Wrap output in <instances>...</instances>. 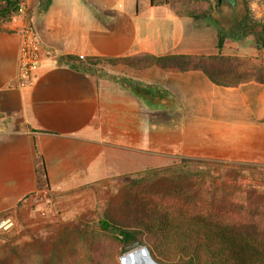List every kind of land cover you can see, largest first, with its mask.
<instances>
[{
  "label": "crops",
  "instance_id": "crops-1",
  "mask_svg": "<svg viewBox=\"0 0 264 264\" xmlns=\"http://www.w3.org/2000/svg\"><path fill=\"white\" fill-rule=\"evenodd\" d=\"M88 1L52 0L28 17L39 0H24L28 13L0 26V214L37 193L42 180L70 190L175 166L178 154L264 168L263 83L218 85L200 69L85 60L220 54L263 68L262 45L252 36L226 38L219 51L215 31L159 13L155 0ZM157 18L166 21L163 33ZM26 25L46 52L31 81L18 74ZM167 38L171 48L159 50Z\"/></svg>",
  "mask_w": 264,
  "mask_h": 264
},
{
  "label": "trees",
  "instance_id": "trees-1",
  "mask_svg": "<svg viewBox=\"0 0 264 264\" xmlns=\"http://www.w3.org/2000/svg\"><path fill=\"white\" fill-rule=\"evenodd\" d=\"M15 1L17 7L12 9L13 1L0 0V20L13 16L24 0ZM51 2L39 0L38 10L46 12ZM249 20L246 14L234 27L241 38L251 35L258 45L264 47V23L249 25ZM226 38L223 32L217 33L219 51ZM85 60L89 66L200 69L218 85L251 80L264 84L263 68L220 54L154 56L144 53L124 58ZM189 176L196 180L195 186L203 189L213 173L208 167L193 168L182 160L175 166L154 170L142 177L140 181L145 184L171 177L176 186L164 187L153 196L148 190H143L140 196L131 192V197L124 200L122 213L113 212L96 222L98 234L87 236L89 249L83 264H119L116 257L136 245L146 246L151 257L160 264H264V213L259 206L241 199L216 200L207 189L203 197H197L196 191L186 185ZM19 264L24 262L20 260Z\"/></svg>",
  "mask_w": 264,
  "mask_h": 264
},
{
  "label": "rangeland",
  "instance_id": "rangeland-1",
  "mask_svg": "<svg viewBox=\"0 0 264 264\" xmlns=\"http://www.w3.org/2000/svg\"><path fill=\"white\" fill-rule=\"evenodd\" d=\"M82 1L90 3L88 0ZM155 4L159 13L188 18L193 27H209L216 33L223 32L232 40L241 39L234 26L246 14L250 19L249 25L264 23V0H221L220 4L218 0H155ZM21 6L28 13L25 4L21 3ZM41 14L37 9L27 15L39 17ZM18 16L21 15L17 11L5 21L0 20V26L12 22ZM155 24L162 33L165 31L163 27L166 21L157 18ZM26 26L31 28L30 25ZM248 36L251 35L244 38ZM163 39L159 50L171 48V38ZM74 59L79 66H84L85 61ZM96 69L100 74L103 73L99 67ZM182 160L193 168L203 166L212 170L213 177L203 189L195 186L193 177H187L186 185L196 191L197 197H203L207 189L216 200H245L255 203L264 213L263 167L233 165L216 158H196L184 154H178L171 161L178 164ZM154 170L127 173L70 190L53 187L54 182L47 188L45 181H40L41 189L37 193L27 197L14 210L0 214V218L9 216L14 220L13 228L0 234V264H19L20 260L24 264H83L89 249L86 238L98 234L96 222L113 212L122 213L124 200L131 197V192L140 196L148 190V194L153 196L164 187L176 186V181L171 177L159 178L148 184L140 181ZM58 182L65 187L64 180L59 178ZM120 256L116 257L119 264Z\"/></svg>",
  "mask_w": 264,
  "mask_h": 264
},
{
  "label": "built area",
  "instance_id": "built-area-1",
  "mask_svg": "<svg viewBox=\"0 0 264 264\" xmlns=\"http://www.w3.org/2000/svg\"><path fill=\"white\" fill-rule=\"evenodd\" d=\"M19 15H25L23 6L18 8ZM45 50L36 38L31 28L24 26L20 29V47L18 57V74L20 77L31 81L33 72L37 69L43 57ZM14 226V220L7 216L0 218V234L6 233Z\"/></svg>",
  "mask_w": 264,
  "mask_h": 264
},
{
  "label": "bare ground",
  "instance_id": "bare-ground-1",
  "mask_svg": "<svg viewBox=\"0 0 264 264\" xmlns=\"http://www.w3.org/2000/svg\"><path fill=\"white\" fill-rule=\"evenodd\" d=\"M139 248H133L130 251L124 253L120 256L121 264H136L139 263L140 258L143 256L142 252L138 250Z\"/></svg>",
  "mask_w": 264,
  "mask_h": 264
},
{
  "label": "water",
  "instance_id": "water-1",
  "mask_svg": "<svg viewBox=\"0 0 264 264\" xmlns=\"http://www.w3.org/2000/svg\"><path fill=\"white\" fill-rule=\"evenodd\" d=\"M11 1L14 2L12 9H15L17 7V3L15 0H11ZM138 248H139L138 250L142 252L143 256L140 258L139 263H136V264H160L151 257L146 246H139Z\"/></svg>",
  "mask_w": 264,
  "mask_h": 264
},
{
  "label": "flooded vegetation",
  "instance_id": "flooded-vegetation-1",
  "mask_svg": "<svg viewBox=\"0 0 264 264\" xmlns=\"http://www.w3.org/2000/svg\"><path fill=\"white\" fill-rule=\"evenodd\" d=\"M218 3L220 4L221 3V0H218Z\"/></svg>",
  "mask_w": 264,
  "mask_h": 264
}]
</instances>
